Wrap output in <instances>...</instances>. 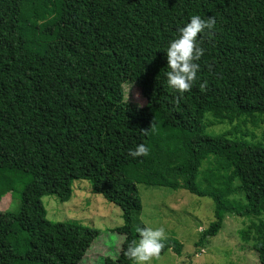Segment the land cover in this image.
Listing matches in <instances>:
<instances>
[{
	"label": "trees",
	"instance_id": "obj_1",
	"mask_svg": "<svg viewBox=\"0 0 264 264\" xmlns=\"http://www.w3.org/2000/svg\"><path fill=\"white\" fill-rule=\"evenodd\" d=\"M193 15L217 23L199 34L198 79L181 94L167 83L166 51ZM122 84H136L144 106L124 101ZM205 113L264 121V0H0V197L24 179L17 211L0 213V264L79 263L97 231L50 222L40 203L67 201L76 179L120 211L119 251L102 264H134L137 184L211 200L194 247L226 214L253 218L239 238L264 264V148L205 135ZM141 143L149 155L131 157ZM235 186L242 201L228 199ZM163 243L161 254L180 255V243Z\"/></svg>",
	"mask_w": 264,
	"mask_h": 264
},
{
	"label": "rangeland",
	"instance_id": "obj_2",
	"mask_svg": "<svg viewBox=\"0 0 264 264\" xmlns=\"http://www.w3.org/2000/svg\"><path fill=\"white\" fill-rule=\"evenodd\" d=\"M122 93L124 101L136 107L144 106L145 100L136 84H122ZM203 132L209 137L223 136L264 148V121L257 116L246 117L234 113L214 116L205 113ZM213 161L214 158L210 156L201 162L197 177L200 183L202 171ZM21 181L14 184L12 191L0 197V213L17 211ZM70 189L71 196L65 202L58 201L53 195L40 198L45 219L54 223L73 221L97 231L78 264H102L104 258L113 259L122 242V236L114 231L122 224L119 209L100 195L91 193L86 180H73ZM136 189L141 208L139 219L144 227H163L167 239L181 244L179 256L166 251L151 264H258L252 242L245 243L239 238V230L254 221L253 218L226 214L217 234L206 238L202 247H194L201 231L213 220L211 200L183 189L170 190L145 184H137ZM228 199L242 201L238 186L233 188Z\"/></svg>",
	"mask_w": 264,
	"mask_h": 264
},
{
	"label": "clouds",
	"instance_id": "obj_3",
	"mask_svg": "<svg viewBox=\"0 0 264 264\" xmlns=\"http://www.w3.org/2000/svg\"><path fill=\"white\" fill-rule=\"evenodd\" d=\"M216 23L214 16H208L205 19L200 15H193L190 22L179 29V36L170 42L166 51L167 66L170 69L167 72V83L176 92L183 94L190 91L197 81V74L200 71V65L197 62L205 53V49L200 46L197 38L200 33L214 34ZM205 86V84L200 85L202 89ZM148 131L149 129L142 130L145 135ZM129 155L133 158L146 157L149 155V148L141 143L135 149H130ZM137 232L139 241L133 240L128 245L125 255L134 264H151L152 260H158L164 249L163 241L167 239L165 229L138 227Z\"/></svg>",
	"mask_w": 264,
	"mask_h": 264
}]
</instances>
